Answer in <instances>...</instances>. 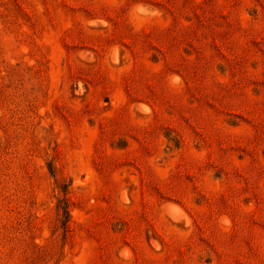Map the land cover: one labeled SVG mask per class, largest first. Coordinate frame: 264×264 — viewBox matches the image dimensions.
<instances>
[{
	"label": "rangeland",
	"instance_id": "374dc122",
	"mask_svg": "<svg viewBox=\"0 0 264 264\" xmlns=\"http://www.w3.org/2000/svg\"><path fill=\"white\" fill-rule=\"evenodd\" d=\"M0 264H264V0H0Z\"/></svg>",
	"mask_w": 264,
	"mask_h": 264
},
{
	"label": "trees",
	"instance_id": "16d2710c",
	"mask_svg": "<svg viewBox=\"0 0 264 264\" xmlns=\"http://www.w3.org/2000/svg\"><path fill=\"white\" fill-rule=\"evenodd\" d=\"M49 170L51 173H54L52 164H49ZM59 207L63 209L64 214H67L69 212L67 206H64L63 204H60Z\"/></svg>",
	"mask_w": 264,
	"mask_h": 264
},
{
	"label": "clouds",
	"instance_id": "9594fccd",
	"mask_svg": "<svg viewBox=\"0 0 264 264\" xmlns=\"http://www.w3.org/2000/svg\"><path fill=\"white\" fill-rule=\"evenodd\" d=\"M154 14H158V13H154Z\"/></svg>",
	"mask_w": 264,
	"mask_h": 264
}]
</instances>
